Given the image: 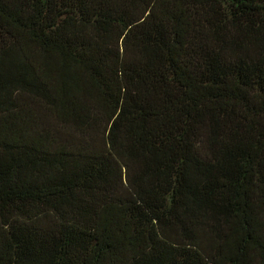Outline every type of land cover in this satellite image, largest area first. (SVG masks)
Returning <instances> with one entry per match:
<instances>
[{
    "label": "trees",
    "instance_id": "obj_1",
    "mask_svg": "<svg viewBox=\"0 0 264 264\" xmlns=\"http://www.w3.org/2000/svg\"><path fill=\"white\" fill-rule=\"evenodd\" d=\"M0 264H264V0H0Z\"/></svg>",
    "mask_w": 264,
    "mask_h": 264
}]
</instances>
